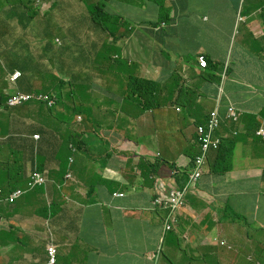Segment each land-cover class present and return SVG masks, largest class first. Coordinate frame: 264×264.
Segmentation results:
<instances>
[{"label":"crops","instance_id":"1","mask_svg":"<svg viewBox=\"0 0 264 264\" xmlns=\"http://www.w3.org/2000/svg\"><path fill=\"white\" fill-rule=\"evenodd\" d=\"M28 1L0 0V71L6 73H0V188L6 193L24 188L35 168L48 171V182L1 206L0 264H46L49 242L57 246L59 264L264 262V239L255 240L249 234V224L264 228V143L254 138L264 126V41L256 38L264 33V0H162L149 12L140 10L145 20L127 38L112 37L115 27L110 18L121 7L114 0L112 8H104L113 29L96 38L85 58L94 57L99 44L89 66L97 79L74 96L84 120L72 129L102 128L109 133L100 147L80 141L77 150L75 142L55 139L63 137L78 118L63 114L61 104L49 111L38 103L9 108L6 101L9 94L26 91L22 84L34 92L58 96L56 82L68 83L75 76L73 54L78 51L79 33L93 32L90 27L85 31L73 27L66 19L78 15L77 21L91 22L83 15L87 0H63L68 3L64 11L54 9V0H47L48 11L35 14L26 7ZM126 1L136 8L148 7L145 0ZM108 2L103 0L104 5ZM161 16L170 21L156 33L151 26ZM42 20L56 22L54 29H48L62 32L68 40L31 41L26 24ZM87 37L91 45L94 37ZM107 47L120 48L124 56L114 54L108 61L99 57L105 56ZM167 48L168 58L158 53ZM87 49L83 46L80 51ZM199 54L208 56V69L200 67ZM122 57L134 73L157 81L156 92L145 95L148 101L139 100L145 111L129 116L120 114L119 104L113 102L125 87L113 91L114 84L103 78L110 72L105 64ZM102 58L106 63L93 72ZM123 60L120 67L127 65ZM15 70L22 76L12 83L9 76ZM130 76L115 81L127 86ZM63 96L67 102L68 87ZM230 103L243 114L239 127L228 124L222 134L224 144L237 143L232 170L214 174L218 152H211L205 176L196 192L189 194L175 230L168 233V213L157 199L187 185L193 156L201 151L197 127L218 107L224 116ZM86 108L91 110L90 117L83 112ZM61 118L71 123L61 124ZM137 121L145 127L137 128ZM172 122L177 129H172ZM6 128L10 131L1 133ZM127 130L137 134V144L125 137ZM233 131L240 136L233 139ZM36 134L39 140L33 138ZM115 193L126 195L115 197ZM236 199L240 206L233 203ZM238 217L248 223L242 224L246 239L236 227Z\"/></svg>","mask_w":264,"mask_h":264},{"label":"rangeland","instance_id":"2","mask_svg":"<svg viewBox=\"0 0 264 264\" xmlns=\"http://www.w3.org/2000/svg\"><path fill=\"white\" fill-rule=\"evenodd\" d=\"M47 0H29L27 2V6H29V10L35 14L38 12H42V11H48V7L45 6ZM84 1V0H83ZM148 2V7H144L142 9H140L139 7L136 8V6L131 5L129 3H127L126 0H121L120 4L122 5L121 9L118 11L117 15L111 16V20L112 23L114 25V27L116 28V34H119V36L125 37L127 38V36H131L132 34H135V32L139 31V27L137 25V23L144 21V15L141 13L140 10L144 11L146 10L147 12H149V9L151 7H156V3L153 0H145ZM101 0H92L91 1V6H90V11H87L85 14H83L84 16L90 17L92 18V12H94L97 8V6L100 4ZM111 2L109 1L107 3V5L105 6V8L107 7H111L110 6ZM97 17H95L96 22L99 20L98 18H100V13L101 11L98 10L97 12ZM77 17L73 16L72 19H66V22L69 24H72L73 27H78V28H82V27H90L91 26V22H86L83 23L81 21H77ZM153 19V18H152ZM151 19V20H152ZM95 22V21H94ZM155 22V21H154ZM56 22L53 21H36V22H30L26 24V30L28 32V38L31 41H36L38 39L40 40H47L49 42H65L68 40V36H65L62 32L60 31H56V30H50L48 28H52L54 29V25ZM82 24H85L84 26ZM50 26V27H49ZM162 26V25H161ZM263 38H264V34H263ZM84 45H89V40L88 37L86 35H84L83 38V42ZM81 42H78L75 44L76 49L78 50V53H74V58H79L82 56L80 50L81 48L84 46ZM119 42H117L116 44H118ZM136 44H137V39L135 38L132 42V46H133V50L136 48ZM114 54H119L121 56H124V54L122 53V50L120 48H114V47H107L106 53H105V59L108 61L110 60V58L113 57ZM116 58V56L114 57ZM105 59L102 58L101 61L97 62L95 65V68L92 70L93 72H96L98 69L102 68L101 64H105ZM136 58L132 57V60L134 61ZM146 61L149 62L150 59L147 57ZM114 62V63H113ZM113 63V64H112ZM105 66L109 67L110 66V72H107L106 74H103V78L104 80L109 81L110 83L114 84L115 88L113 89V91H116L117 89L120 88H124L126 87V84L120 85L115 81V78H121L126 77L129 75V73H123L121 72V67L119 66V62L114 60L111 61V65H107L105 64ZM145 73H147V69L144 68ZM1 74L6 75V73L4 72V70L0 71ZM103 73H105V70L103 71ZM119 75V76H118ZM118 76V77H117ZM49 82V81H48ZM100 81H98L97 83H99ZM56 88L57 91L60 90V88L62 89L63 85L62 82H56ZM97 85V84H96ZM106 89H108V84L106 83L104 86ZM77 101L75 99H72V101ZM99 105H102V101L98 102ZM41 106L45 107L46 103L45 102H41L40 103ZM67 104L70 106V108L72 109L75 106V103L71 102V101H67ZM91 105V104H89ZM88 105V106H89ZM94 114H96L98 108L94 107ZM72 115V114H71ZM82 116V119L84 120V116L85 114L83 113H76L74 114V117H78V116ZM83 120L78 121L76 119L73 120L72 125L75 124V126H82ZM86 120H88V118H86ZM86 123V121H85ZM142 126L145 127V123L137 121L136 122V126L137 128H140ZM105 125H103L104 127ZM177 124L175 123H171V127L172 129H177ZM10 131L8 128H6L3 132H7ZM74 133L75 136L80 140L83 141L85 143L88 142H92L94 143L96 147H100V143L103 139V134H104V129L102 128H98L97 130L91 129L89 127H82V131H77V130H73L72 128H67L64 131V136L60 137L61 140H68V133ZM240 136V133L238 134V137ZM1 179V177H0ZM22 197V196H21ZM19 197V198H21ZM233 203L240 206V201L238 199L233 200ZM232 220V217H230ZM242 224H248L243 218L238 217V223H237V229L240 230L243 233V238H245V232L247 231ZM249 227L252 229V231L249 232L250 237L254 238L255 240H263L264 239V228H261L259 226H255L252 224H249ZM254 248H257L256 245H252ZM243 264H264V262L262 260H254V261H247V262H243Z\"/></svg>","mask_w":264,"mask_h":264},{"label":"trees","instance_id":"3","mask_svg":"<svg viewBox=\"0 0 264 264\" xmlns=\"http://www.w3.org/2000/svg\"><path fill=\"white\" fill-rule=\"evenodd\" d=\"M59 1V0H57ZM111 3L114 2V0H109ZM121 0H115V3L122 7V5L120 4ZM156 4H161L162 0H153ZM106 5H104L105 8ZM104 12V11H103ZM107 18L108 16L105 13H102L101 19L98 20L96 22L95 17L91 20V30L93 32V34L87 35V36H91L94 38H102L103 36L107 35V30L110 28L109 23L107 22ZM95 21V22H94ZM170 21L168 19V17L166 16H161L160 19L158 20V22H155L153 24V28H155L160 22H168ZM83 30L85 31V27H82ZM111 30L113 29V27L110 28ZM101 33H104L101 35ZM114 35H116V28H114L112 30V37H114ZM76 37V36H75ZM74 37V38H75ZM78 37V36H77ZM116 37V36H115ZM77 39V38H76ZM78 40V39H77ZM80 42H82L80 40ZM99 45V44H98ZM98 45L95 48L98 49ZM85 47L89 46V45H84ZM95 51H94V57H95ZM159 54H161L162 56L168 58L169 54H170V48L164 49V50H159L158 51ZM94 57L90 58V60L86 61L84 58L79 57V58H74L73 59V66L77 67L76 71L74 72L75 76L70 79V82L68 83H64L62 82V89H64L65 87H68V94H71L72 96L78 95L82 93V91L88 87V86H93L94 82L92 79H97V77L91 75L90 73V68L89 66L92 64ZM99 57H105L103 54H100ZM124 59V60H123ZM116 61L120 62L121 60H123V62L127 65H125L124 67H121V72L123 73H131L132 76L129 77L128 79V85L120 92L119 94V98L115 101H113L117 106L119 104V108L118 110L120 111V114L124 113L129 115H133L135 111H142L145 110L143 109V106L141 104H139V100H143L142 98L147 94V93H154L157 90V84L155 83L156 80L148 78V77H140L138 74L134 73L132 71V68H134L132 66H130V63L127 59L125 58H117L115 59ZM73 74V75H74ZM101 76V75H98ZM22 86L24 87V89L26 90V93H33L34 91L31 90V88L28 86V88L22 84ZM61 91V89L59 90ZM68 97V101H71L74 103V101H72L73 97ZM64 96H60L58 98V104L59 103H63ZM137 104V105H136ZM76 105L72 108V113L75 112L76 110ZM64 109L66 111H70V107L69 106H64ZM88 108H86L83 112L86 111V114L90 117L91 116V110H87ZM50 111H53L54 109H49ZM227 115H228V111H226L224 117L226 118V123L223 122V130L220 132V135L222 136V134L224 133V131H226V128L228 126V124L230 123L227 119ZM208 120H210V116L208 118ZM71 123V121L67 118V120H64L63 118H61V124H66L69 125ZM72 124V123H71ZM70 124V125H71ZM231 124V123H230ZM231 126H236V125H232ZM259 129V128H258ZM257 129V130H258ZM97 130V129H94ZM129 130H127L128 132ZM254 138H255V134H254ZM51 139V138H50ZM55 139H60L59 137H56ZM256 139V138H255ZM258 140V139H257ZM104 141V140H103ZM261 141V140H260ZM68 142H75L76 144H73V148L74 149H78L77 147L78 144L80 142V140L75 136L74 133H68ZM263 142V141H261ZM264 143V142H263ZM236 141L235 140H230V141H226L225 144L222 146L221 150L218 151L215 163L213 165V173L221 176V175H226L228 172H230L232 170V164H233V158H234V153H235V149H236ZM198 156V155H197ZM197 156H193L194 160L196 159ZM36 169V168H35ZM28 180V176L26 177V181Z\"/></svg>","mask_w":264,"mask_h":264},{"label":"clouds","instance_id":"4","mask_svg":"<svg viewBox=\"0 0 264 264\" xmlns=\"http://www.w3.org/2000/svg\"><path fill=\"white\" fill-rule=\"evenodd\" d=\"M55 2L53 3V7H54V9H59V10H61V11H64V9H67L68 8V3L67 4H65L64 2H63V0H59V1H57V0H54ZM85 1V0H84ZM91 1L92 0H87L86 1V9H87V11H90V6H91ZM98 10L99 11H101V13H100V18H98L99 20L101 19V16H102V13H104L103 11H104V3H103V0H101V2H100V4L97 6V8H96V10L94 11V12H92V18L91 19H93L94 17H97V12H98ZM158 22V21H157ZM162 25V26H161ZM152 27V30L154 31V32H156V33H160L163 29H165L166 27H167V23H165V22H162V23H159L155 28H153V25L151 26ZM263 34L264 33H260V34H256V38H258V39H260V40H263L264 41V38H263ZM84 35H86V34H82L81 32L79 33V37H80V40L83 42V38H84ZM78 36V35H77ZM87 36V35H86ZM77 39H78V37H77ZM96 38H93V40H92V43H91V45H90V43H89V46H88V49H87V51L86 52H83V51H80L81 52V54H82V58H86L88 55H89V53H91L92 52V50H93V43L94 44H96ZM81 42V43H82ZM89 42H91V41H89ZM57 43H60V42H57ZM83 44V43H82ZM84 45V44H83ZM74 53H78V51H74ZM73 59H74V54H73ZM197 59H198V62H199V65H200V67L202 68V69H208L209 68V66H210V63H209V58H208V56L206 55V54H199L198 56H197ZM204 62H207V65L205 66L203 63ZM214 65H218V62H215L214 63ZM18 75V77L16 78V79H14V76L15 75ZM22 76V73H21V71H19V70H15L14 72H12L11 74H10V76H9V80L12 82V83H16L19 79H20V77ZM155 83L157 84V81H155ZM129 84V83H128ZM66 88V87H65ZM64 88V89H65ZM64 89H61V91H57L58 92V96L56 95V94H53V93H37V92H33V93H26V92H23V91H16V92H14V93H11V94H9V96H8V98H7V101H6V105H7V107H9V108H15V107H20V106H23V105H25V104H28V103H38V104H40L41 102H45L46 103V108L49 110V109H56L58 106H59V104H61L62 105V108L64 109V106H69L68 104H67V102H65L64 100L65 99H63V102H64V105H63V103H59L58 104V98L61 96H63V93H64ZM19 94H23V95H37V96H42V97H44V99H40V100H36V99H33V100H31V101H28V102H25V103H23V104H21V105H17V106H10L9 105V101H10V99L11 98H13L14 96H16V95H19ZM72 95L71 94H69V97H71ZM76 96V95H75ZM73 97V99H74V96H72ZM143 100H145V101H148V99H147V97L146 96H144L143 98H142ZM74 101V100H73ZM74 103H75V105H76V110H75V112L74 113H72V109L70 108V111L68 112V111H66L65 109H64V112H63V114H65V113H70V114H76V113H81V110H80V105H79V101L77 100V101H74ZM70 107V106H69ZM231 107H233L237 112H238V114L240 115V118H239V120H238V122H235V121H233V120H231V119H229V111H230V108ZM50 111V110H49ZM145 111V110H144ZM178 111H181V108H179L178 107ZM228 115H227V119H228V121L232 124V125H236V126H240V124H241V118H242V113H241V111L240 110H238V108H236L235 106H234V104H232V103H230L229 104V106H228ZM214 113H218V117H219V119H220V126H219V128H218V130H217V133H216V137H218V138H220V140H221V146H220V149L219 150H212L211 152H218V151H220L221 150V148H222V146H223V139H224V137H222L221 135H220V132L223 130V128H224V126H223V122H225L226 123V118L222 115V113H221V109L218 107V108H216L214 111H212L211 112V114H210V120H208L205 124H201V125H199L198 127H197V134H198V141H199V144H200V148H201V151H200V153L198 154V156L196 157V159L194 160V166H193V168H192V171L190 172V174H189V179H188V183H187V185L185 186V187H183V188H176V189H174L173 191H171V192H174V191H176V190H185L186 188H188L189 187V185H190V182H191V176L193 175V173L195 172V170H196V168H197V158L200 156V155H202V146H201V143H200V140H199V128H200V126H206V125H210V123H211V121H212V119H213V114ZM77 120L78 121H81V120H83L82 119V116H78V118H77ZM229 123V124H230ZM75 125V124H74ZM72 124L69 126L70 128H72ZM261 129H264V126H261L254 134H255V138L256 139H259V140H261V141H263L264 142V139L263 138H261V137H258L257 136V133L261 130ZM237 131H233V139H235V138H238V134H239V132H237ZM109 133V131H104V134H103V139H105L106 138V136H107V134ZM236 133V134H235ZM35 136H39V138H35ZM125 137L126 138H128V139H132V141H134L136 144L138 143V136H137V134L136 133H134V132H131V134H130V132H128V133H126V135H125ZM33 138L35 139V140H39L40 139V135H38V134H36V135H34L33 136ZM131 147H129V148H127L128 150H130L131 151V149H130ZM211 152L209 153V155H208V160H209V158H210V154H211ZM130 154H131V152H129ZM131 155H133V154H131ZM143 157H148V156H143ZM208 160H207V164H206V166H205V168H204V175H203V177L205 176V172H206V168H207V166H208ZM175 169L176 168H174L173 170L175 171ZM35 174H38V175H40L42 178H43V183H41V184H35V181H34V175ZM68 178H70L71 177V175L69 174L68 176H67ZM203 177L200 179V181L203 179ZM28 182H26L27 183V185L24 187V188H19V189H16V190H13V191H11V192H9V193H6L3 189V201L0 203V208H1V206L4 204V203H8V204H13V203H15L18 199H19V197L17 198V199H15V201L13 202V203H11V202H9V196L13 193V192H15V191H17V190H22L23 191V194H22V196L23 195H25L28 191H32V190H34V189H36V188H38V187H42V186H45L46 184H47V182H48V171L47 170H44V171H41V170H39L38 168H36V169H34L31 173H30V175H29V179L27 180ZM200 181L199 182H197L195 185H193V186H191L190 188H189V191H188V194H187V199H188V196H189V194L190 193H195L196 192V190H197V187H198V185H199V183H200ZM1 189V188H0ZM116 194V193H115ZM115 194H114V196H115ZM119 194H124V193H119ZM126 194H124V196H125ZM21 197V196H20ZM115 197H120V196H115ZM166 198H160V199H157V205H159L163 210H166L167 211V213H168V216H167V218H166V220H165V230H166V232H168V233H170V232H173L174 230H175V227H176V225H177V222H178V216H179V214H180V212H181V210L177 213V221L172 225L173 226V228H172V230H167V224H169V223H167V220L169 219V213H170V210H168V209H166V208H164V204H161L160 202H159V200H165ZM187 203H188V200H187ZM187 203H186V205H187ZM186 205L184 206V208L186 207ZM183 208V209H184ZM182 209V210H183ZM49 244H53L55 247H56V249H57V246L53 243V242H49L48 244H47V261H46V264H47V262L49 261V256H48V245ZM222 244L223 245H228L227 244V242H222ZM57 253H58V249H57ZM56 259H57V264H59V261H58V257H57V254H56Z\"/></svg>","mask_w":264,"mask_h":264},{"label":"built area","instance_id":"5","mask_svg":"<svg viewBox=\"0 0 264 264\" xmlns=\"http://www.w3.org/2000/svg\"><path fill=\"white\" fill-rule=\"evenodd\" d=\"M205 66L207 65V62L203 63ZM18 75L16 74L14 76V79H16ZM33 99L40 100L44 99L42 96H37V95H23L19 94L14 96L13 98L10 99L9 105L10 106H17L21 105L25 102L31 101ZM240 118V115L238 112L231 107L229 111V119L238 122ZM220 126V119L218 117V113L213 114V119L210 123V125L206 126H200L199 128V140L202 146V155H200L197 158V168L193 175L191 176V182L188 188L185 190H176L174 192H171L168 197L165 200H159L161 204H164V208L170 210L169 213V219L167 220V230H172L173 224L177 221V213L184 208V206L187 203V194L189 191V188L193 185H195L197 182L200 181V179L204 175V168L207 164L208 160V155L212 150H219L221 146V140L220 138L216 137L217 130ZM258 137H261L264 139V129H261L257 133ZM35 138H39V136H35ZM34 181L35 184H41L43 183V178L35 174L34 175ZM23 191L22 190H17L13 192L9 196V202L13 203L15 199L18 197L22 196ZM115 196H120L124 197V194H119L116 193ZM3 190L0 189V203L3 201ZM56 254H57V249L53 244L48 245V256H49V261L47 264H57V259H56Z\"/></svg>","mask_w":264,"mask_h":264}]
</instances>
